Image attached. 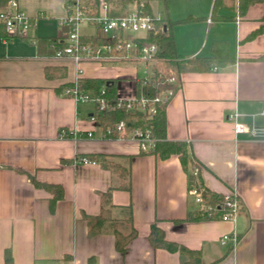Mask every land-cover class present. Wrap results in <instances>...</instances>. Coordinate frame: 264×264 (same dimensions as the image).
I'll use <instances>...</instances> for the list:
<instances>
[{
  "label": "crops",
  "instance_id": "obj_1",
  "mask_svg": "<svg viewBox=\"0 0 264 264\" xmlns=\"http://www.w3.org/2000/svg\"><path fill=\"white\" fill-rule=\"evenodd\" d=\"M69 1L18 0L34 19L26 36H9L0 23V264H6L7 250L11 264H182L178 251L152 246L154 223L168 240L200 251L205 264H264V138L247 133L237 138L227 118L238 110L251 124L250 114L264 108V32L250 37L263 23L264 2L251 4L244 15L220 8L218 15L227 19L215 20L214 0H146L171 21L201 18L174 26L184 62L180 87L165 107L166 137L186 144L210 193L222 197L235 188L244 207L235 223L216 216L179 224L175 221L199 210L188 193L192 163L186 169L177 154L162 158L141 153L134 140L102 138L100 122L92 118L95 107L63 92L74 82L77 67L82 78L118 79L122 97L150 90L138 82L143 62L78 65L53 56L52 41L65 38L61 21ZM85 25V36H102L92 30L96 26ZM216 43H226L234 61L207 70L190 62L214 58ZM47 67L66 74L49 77ZM255 123L264 126V117L256 116ZM61 129L72 135L60 137ZM79 156L97 163H75ZM106 161L130 170V190L116 187L120 178L102 165ZM31 177L57 187H38ZM111 187L117 223L90 236L89 219L100 214L102 195ZM56 188H62L63 197L52 207ZM132 225L137 235L121 253L113 227L128 233ZM234 230L236 244L223 243Z\"/></svg>",
  "mask_w": 264,
  "mask_h": 264
},
{
  "label": "built area",
  "instance_id": "obj_2",
  "mask_svg": "<svg viewBox=\"0 0 264 264\" xmlns=\"http://www.w3.org/2000/svg\"><path fill=\"white\" fill-rule=\"evenodd\" d=\"M99 9L84 0H71L67 3V14L62 19L61 25L67 26L63 41L54 40L50 47L53 56L57 59H71L78 65L85 62L114 63L120 61L143 62L144 74L138 82L150 88L148 92L139 97H122L117 95L115 101L106 97V88L103 86L99 91L85 89L82 86V68L77 67L76 78L71 86L64 89V94L72 97L76 102H87L95 106L96 113L93 119L108 109L126 108L128 111H139L149 119H153L158 111V105L166 103L174 95V86L178 85L180 76L170 68L165 72L166 86L157 94L152 93L155 66L158 62V44L142 43L149 35H157L163 31L162 21L165 18L162 11L151 10L146 0H133L127 6L125 12L120 15H111V5L107 0H98ZM237 20H240L238 16ZM34 19L21 9L18 0H8L0 8V23L9 36H26L33 25ZM85 24L96 26L102 36H85L81 27ZM246 114L235 110L228 114V120L233 124L234 133L239 135L247 133L251 138H264V126L255 123L256 116L264 117V108L250 114L251 124H247L243 117ZM75 135V133H73ZM72 133L66 129L59 131L60 137H70ZM76 136V135H75ZM92 136V133H88ZM102 138L126 140L131 139L139 144L140 150L150 152L154 150L157 139L150 129L127 130L125 121H120L114 126L102 128ZM75 163L96 164L87 156L76 157ZM206 186L201 174L200 164L194 163L191 167L188 193L198 204L202 215L213 217L215 211L220 212V218L225 221L236 222L244 211L238 191L234 188L224 194L217 203L207 201L205 197ZM238 240L237 231L227 233L222 242L231 241L233 246Z\"/></svg>",
  "mask_w": 264,
  "mask_h": 264
},
{
  "label": "trees",
  "instance_id": "obj_3",
  "mask_svg": "<svg viewBox=\"0 0 264 264\" xmlns=\"http://www.w3.org/2000/svg\"><path fill=\"white\" fill-rule=\"evenodd\" d=\"M8 0H0V8L3 7ZM111 5L110 14L111 15H120L123 14L131 2V0H107ZM94 8V10L99 9L98 0H89L88 1ZM255 2H264V0H214L212 18L215 20H224L227 19L225 16L218 15L220 8H225L228 10H238L240 15H244L249 6ZM201 18L196 17H186L184 19L171 21L168 17H165L161 22L163 25V31L157 35H149L146 40H143L142 43H152L156 42L158 44V62L155 66V77L153 80L152 93L157 94L163 90L166 86L165 83V72L173 68L177 74L180 76V71L182 68V63L184 59L176 50L175 36H174V26L181 23H188L199 20ZM1 25V24H0ZM264 32V20L260 27L254 31L250 37H254L260 33ZM47 41L46 39H43ZM213 52L215 53L214 58H194L190 62L195 64L201 70L209 69L214 63L224 65L229 62L234 61L229 55L228 45L226 43H216L213 45ZM264 59V55L260 57ZM46 74L49 77L55 76H64L66 74L65 69L58 67H47ZM82 86L85 89H95L99 91L103 86L106 88V97L115 101L117 98V88H118V79H106V78H82ZM68 87L71 85H67ZM180 87V80L178 85L174 86V90ZM64 89V87H61ZM166 103H161L158 105V111L153 119H149L145 114L141 112H130L126 108L117 107L114 109H108L104 113L98 116L100 126L102 128H107L109 126H114L120 121H125L127 125V130L141 128L143 130L150 129L155 138L157 139L156 146L154 150L150 152L141 151V153H156L162 158H168L173 154L179 155L182 165L187 169L188 163H198L188 155L187 147L184 142L180 141H170L166 137ZM95 160L96 159H92ZM104 166L111 168L114 173H116L120 180L119 184L116 185L117 188L130 190V170L117 162H103ZM191 173L189 174V178ZM31 180L38 187H45L46 189H53L57 185L46 184L38 182L35 177H31ZM111 187L107 192H104L102 195V208L100 214L89 219V228L88 234L90 236H95L101 233L109 224L117 223V220L113 217V208L114 204L111 200ZM63 197L62 188L55 189V196L52 200V207L56 200ZM205 197L207 201L211 203H217L221 200L222 197L215 196L208 191L206 188ZM221 211H215V214L212 218L220 216ZM211 219V217L204 216L198 212L194 216H189L186 219L176 220V223H182L186 220H200V219ZM128 222L132 224V215L129 209ZM113 231L116 235V248L121 252L125 253L128 249L130 241L136 237L137 231L134 226H131V230L128 233H123L117 227H113ZM149 240L154 248H165L170 251H178L183 258L182 264H205L202 260V255L200 251L192 250L186 247L183 244L170 241L166 238L164 230L159 227L157 224H153L149 234ZM5 262L6 264H11L12 256L10 250H7L5 253Z\"/></svg>",
  "mask_w": 264,
  "mask_h": 264
},
{
  "label": "rangeland",
  "instance_id": "obj_4",
  "mask_svg": "<svg viewBox=\"0 0 264 264\" xmlns=\"http://www.w3.org/2000/svg\"><path fill=\"white\" fill-rule=\"evenodd\" d=\"M85 26H86V25H85ZM85 26H84V25L82 26V31H84L83 27H85ZM92 30H94V31H99V32L101 33V31H100L99 29L97 30V28H93V27H92ZM130 62H132V63H136V61H130ZM138 63H139V62H138ZM138 66L140 67V71H139V72H140V73H139L140 75H139V76L141 77V76H143V74H144L143 71H144V68H145V67H144L143 64H138ZM84 103H85V105H86L88 108H94V107H95V106H94L93 104H91V103H87V102H84Z\"/></svg>",
  "mask_w": 264,
  "mask_h": 264
}]
</instances>
